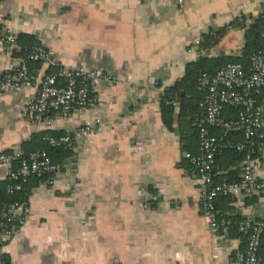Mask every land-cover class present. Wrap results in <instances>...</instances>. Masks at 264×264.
<instances>
[{
    "label": "crops",
    "instance_id": "obj_1",
    "mask_svg": "<svg viewBox=\"0 0 264 264\" xmlns=\"http://www.w3.org/2000/svg\"><path fill=\"white\" fill-rule=\"evenodd\" d=\"M262 8L264 0H0V25L16 37L34 35L56 65L109 75L93 84L94 106L48 125L23 113L35 87L0 96V151L30 152L44 131L74 140L71 155L52 156L58 169L50 182L30 177L23 185L28 213L6 241L0 237V264H228L247 235L211 233L184 157L198 153L199 135L180 122L177 102L164 122L160 95L200 53L241 57ZM223 26L218 42L199 53L202 36ZM12 57L0 41V76ZM31 64L36 76L50 68ZM85 120L96 124L79 132ZM258 158L264 180V154ZM216 201L223 226L264 220V196Z\"/></svg>",
    "mask_w": 264,
    "mask_h": 264
},
{
    "label": "built area",
    "instance_id": "obj_2",
    "mask_svg": "<svg viewBox=\"0 0 264 264\" xmlns=\"http://www.w3.org/2000/svg\"><path fill=\"white\" fill-rule=\"evenodd\" d=\"M262 16L261 45L249 57L248 68L239 62H229L215 72L203 71L197 76V88L201 91L200 112L194 120L199 135L197 154L184 153L193 165L198 178L199 204L201 213L212 234L219 235L222 223L216 216L215 201L221 196H264V180L257 174L259 156L264 154V8ZM0 41L13 54L6 72L0 76V96L9 91H18L33 86L37 94L26 103L23 113L32 122L51 124L54 116L69 118L79 108L92 107L95 100L91 96L93 84L108 80L109 75L97 69L83 66H59L52 73L36 76L28 66V61H39L49 66L56 65L51 49L43 45L33 46L24 57L14 56L19 50L17 37L0 25ZM225 107L236 110L234 118H226ZM96 121L85 120L79 132H90ZM211 129L218 130L215 135ZM231 132H241L239 142L223 140ZM51 146H62L72 150L73 136L67 133L45 138ZM224 141V143H223ZM221 146H231L244 153L240 163V178L232 182H215L213 165L215 151ZM21 152L0 151V166H6L8 193L22 189L30 177L52 180L58 167L45 149H35L22 158ZM18 159V160H17ZM15 164V165H14ZM28 206L22 201H13L0 206V237L2 241L23 223ZM238 230L247 235L245 247L235 250L228 264H264L259 249L264 234V220L244 218Z\"/></svg>",
    "mask_w": 264,
    "mask_h": 264
},
{
    "label": "trees",
    "instance_id": "obj_3",
    "mask_svg": "<svg viewBox=\"0 0 264 264\" xmlns=\"http://www.w3.org/2000/svg\"><path fill=\"white\" fill-rule=\"evenodd\" d=\"M263 16V14H261ZM262 16L260 20L262 21ZM259 20V17L254 20L252 24H255L256 21ZM251 24V25H252ZM231 24H229L230 26ZM228 26H223L216 30H209L206 34L202 36V40L198 44V51L200 52H208L211 47H213L223 33L226 31ZM260 26L256 25L252 28L249 27L246 33V44L244 47V51L241 57H233L221 55L218 57H204L202 53L198 55V58L191 63H188L185 68V74L182 79L177 81L174 85L164 88L160 95V103L161 109L163 110V120L166 124H169L171 119V114L173 112V103L177 102L180 104V122H188L192 127L196 130L198 135V129L194 124L195 117L200 112L199 102L202 99V92L197 88V76L199 73L203 71L207 72H215L220 67L224 66L229 62H239L241 63L245 69L248 68L249 65V57L257 52L261 45L260 38ZM17 43L21 46V49L18 50V55L25 56L26 52L29 51L33 46L40 45V43L36 40L34 35L31 34H20L17 37ZM31 63L40 64L39 61H28L29 69L32 71ZM31 64V65H30ZM58 65H52L49 68L48 73H52L58 69ZM34 73V71H32ZM92 96V93H91ZM223 115L226 118H234L236 116V110L231 107H225ZM214 130V131H212ZM211 132L215 135L218 134V130L211 129ZM60 134H64V132H41L38 136H34V139L40 137L42 139L41 144H35L32 150L35 149H45L48 151L51 159L53 155H58V157H67L71 155V150L63 148L62 146H51L48 144L45 139L47 136H58ZM33 139V140H34ZM243 139L241 132H231L229 133L223 140H228L230 143L239 142ZM224 143V141H223ZM22 156L18 159L25 156L29 151L24 149ZM191 154H196V152H190ZM244 158L243 152H238L234 150L231 146H221L218 147L215 151V161L213 165V173L215 182H232L239 180V169L240 163ZM17 159V160H18ZM53 163L54 160H53ZM186 163L194 170L193 165L186 159ZM15 165V164H14ZM231 167L235 166L234 170H228L226 174H218L219 171H222L223 167ZM195 171V170H194ZM45 179V178H42ZM9 183L7 179L0 181V206L2 204H8L13 201H24L26 198V191L23 189L19 191H15L10 194L6 190V185ZM232 196H221L219 198H231ZM218 199V198H217ZM216 199V200H217ZM217 201H215L216 205ZM216 208V207H215ZM216 216L217 212H216ZM218 219V218H217ZM243 219H239L236 222H232L228 226H221V230L230 229V232L234 235L244 234L238 230V224ZM245 235V234H244ZM264 244L261 245V248L264 247ZM260 254H262V250H259ZM264 252V251H263Z\"/></svg>",
    "mask_w": 264,
    "mask_h": 264
},
{
    "label": "rangeland",
    "instance_id": "obj_4",
    "mask_svg": "<svg viewBox=\"0 0 264 264\" xmlns=\"http://www.w3.org/2000/svg\"><path fill=\"white\" fill-rule=\"evenodd\" d=\"M261 16H262V15L259 13V20H257L255 24H252V25H251L252 28L255 27L256 25H258V26L261 27V28H260V38H261V30H262V21L260 20V17H261ZM262 102H263V106H264V99H263Z\"/></svg>",
    "mask_w": 264,
    "mask_h": 264
}]
</instances>
